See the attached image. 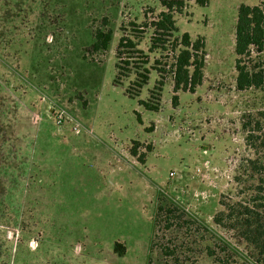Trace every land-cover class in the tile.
I'll return each mask as SVG.
<instances>
[{
  "label": "rangeland",
  "instance_id": "374dc122",
  "mask_svg": "<svg viewBox=\"0 0 264 264\" xmlns=\"http://www.w3.org/2000/svg\"><path fill=\"white\" fill-rule=\"evenodd\" d=\"M262 3L210 0L175 15L206 52L202 84L175 106L172 47L151 49L160 0H0V264H264L238 229L214 222L264 181L250 164L264 158V89L238 91L235 67L238 9ZM98 30L112 41L93 52ZM123 36L138 50L123 52L118 85ZM159 80V112L148 111ZM160 199L181 219L156 230L152 251Z\"/></svg>",
  "mask_w": 264,
  "mask_h": 264
},
{
  "label": "trees",
  "instance_id": "16d2710c",
  "mask_svg": "<svg viewBox=\"0 0 264 264\" xmlns=\"http://www.w3.org/2000/svg\"><path fill=\"white\" fill-rule=\"evenodd\" d=\"M161 6L164 8L157 18H155L150 27L154 31L152 37L151 49L162 50L168 52L169 47H172L174 53V63L171 66V73L173 75V105H178V93L190 92L194 93L196 88L202 84L203 67L206 52L204 51V43L201 38L194 43L188 33L179 35L177 21L175 15H181L193 3L195 6L207 7L210 0H160ZM171 38V40L167 39ZM95 42L92 45L93 52L106 51L112 41V33H104L98 30L94 36ZM137 43L127 37L123 36L118 43L117 59L118 63L116 69L118 71L116 83L120 85V76L122 72V60L125 50H138ZM139 52V51H138ZM235 54H236V71L237 80L236 87L240 92L254 89H264V3L256 6L241 5L237 13V24L235 30ZM256 54L257 62L252 59ZM147 58V57H146ZM129 65L128 62L125 63ZM148 64L145 61L142 65ZM160 64V63H159ZM137 69V68H136ZM149 69H146V74L142 76L140 81H137L139 90L148 83L150 79ZM160 74L165 72V69L156 68ZM164 87V80L157 81L155 88L150 93V98L147 102L142 101L141 104L148 111L159 112V104L154 106L151 104V99L155 96V92L162 93ZM160 93H158L160 96ZM132 96V95H131ZM249 125L245 124L244 129L248 131ZM253 136H247L248 144H251ZM251 146V145H250ZM131 155L139 159L141 163L144 162L142 157L137 154V149H131ZM254 172H258L264 167V158L257 161L250 162ZM264 184V181H262ZM258 184L252 188L251 192L254 197L244 202L230 204H223L225 210L221 211L214 218L216 225L224 228L238 229L242 234L244 241L252 246L256 251L259 262H264V185ZM169 201V200H168ZM165 199H160L157 207L156 215L153 221V233L155 237L152 243V251L155 249V240L158 239L156 230L162 226L167 230L174 227L175 220L181 219L178 214V209L173 203ZM235 212L237 215L235 216ZM157 246V245H156ZM170 250V249H169ZM168 250L166 257L175 258V254ZM127 249L125 244L116 242L115 255L123 257L126 255ZM151 253V250H150ZM211 254L210 256H212ZM151 256V255H150ZM152 258H150L151 263Z\"/></svg>",
  "mask_w": 264,
  "mask_h": 264
},
{
  "label": "built area",
  "instance_id": "2783aa9c",
  "mask_svg": "<svg viewBox=\"0 0 264 264\" xmlns=\"http://www.w3.org/2000/svg\"><path fill=\"white\" fill-rule=\"evenodd\" d=\"M175 176V173H171V177H174Z\"/></svg>",
  "mask_w": 264,
  "mask_h": 264
}]
</instances>
